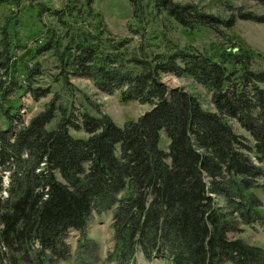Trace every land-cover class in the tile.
<instances>
[{"label":"trees","instance_id":"obj_1","mask_svg":"<svg viewBox=\"0 0 264 264\" xmlns=\"http://www.w3.org/2000/svg\"><path fill=\"white\" fill-rule=\"evenodd\" d=\"M5 1L18 8L38 0ZM126 1L137 26L129 31L142 38L145 26L156 23L195 31L222 24L173 0ZM93 3L70 0L60 9L38 3V18L50 22L41 37H32L40 38L35 57L57 55L52 83L63 89L76 90L70 79H87L104 94L150 109L119 128L106 114L74 111V102L62 103L56 93L24 123L0 89V171L6 175L5 182L0 176V264H97V246L86 231L106 213L118 264H136L140 252L167 264H264L263 248L228 237L264 222V68L254 65L262 56L237 36L224 34L226 46L201 52L163 40L166 31L154 37L164 51L139 44L132 53V37L117 39L100 28ZM241 18L264 23V17ZM20 26L10 16L0 26V68L22 48ZM38 66L23 81L35 101L51 93L32 87ZM165 75L200 85L214 110L183 88L169 90ZM70 231L79 233L74 250Z\"/></svg>","mask_w":264,"mask_h":264},{"label":"rangeland","instance_id":"obj_2","mask_svg":"<svg viewBox=\"0 0 264 264\" xmlns=\"http://www.w3.org/2000/svg\"><path fill=\"white\" fill-rule=\"evenodd\" d=\"M69 1L38 0L22 4V6L20 5L17 8L14 5L8 4L5 0H0V26H3L6 17L9 16L12 17V21L17 19L21 23V26L18 28V36L22 48L16 47L13 53L10 54V59L6 63L7 67L0 68V89H6V104L18 106V111L23 122L28 123L30 119L44 110L47 102H50L57 93L59 94L58 99L62 103L74 102V111L80 109L81 111L88 110L94 115H98L99 113L106 114L119 128H123L125 122L137 120L150 109V106L139 104L138 102H123L120 99L119 93L112 95L104 94L98 91L87 79L82 78L69 80L76 90L63 89L61 84L52 83V75L57 74V55L54 52H50L35 57L36 44L34 40L37 41L40 38L34 39L32 37L34 33L40 34L41 37L45 24L50 22L45 16L38 18V3H43L54 9H60ZM173 2L183 6L189 5L196 11L217 17L222 21V24H220L217 30H212L208 27L209 30L200 28L195 31L183 28L174 22H164L162 26L156 23L155 25L145 26L146 33L144 38H142L132 35L129 31V27L135 29L137 26L132 18L131 7L126 0H94L92 11L101 16L102 24H100V28L105 27L114 38L132 37L130 45V52L132 53L135 52L139 44H142L145 49L148 48L149 51H164V44L158 43L159 39L154 38L157 31H166L163 40L177 43L180 47L192 46L201 52L214 50V45L226 46V41L222 37L226 34L233 37L237 36L248 48L259 53L262 58H254V65L257 70H263L264 23L245 21L242 20L241 16L250 14L257 18L264 17V0H173ZM226 24L230 25V27H227ZM40 43H42V40H40ZM31 54H33V58ZM34 64L39 65V75L34 79L32 87L49 88L51 90V93L46 98H41L39 101H35L31 93L25 91L27 86L23 83L26 73L29 69L34 68ZM161 82L169 90L183 88L195 94L204 109L214 110L210 102V95L190 78L165 75L162 77ZM261 87L264 88V84ZM0 103H2L1 96ZM3 109H5V106ZM2 113L0 112V127L5 126L4 115ZM234 129L236 132L247 136L237 126H234ZM70 133L76 137H87L83 132L75 133L71 131ZM167 144L168 141L164 133H161L160 147L166 150ZM252 161L256 164L254 157H252ZM261 167L264 168V165H261ZM3 174L0 171V176L3 177V182H5L6 175ZM259 196L260 202L264 203V193L259 192ZM110 215L106 213L100 216L101 218H94L86 231V237L97 246L96 254L99 257L97 264H118L117 260H114L115 250L112 241ZM67 237L74 250L79 233L70 231ZM228 237L231 239L238 238L247 244L264 249V222H259L252 227L241 226L237 234H229ZM141 254L140 252L137 255L136 264H167L162 260H147ZM59 264L76 263L70 260Z\"/></svg>","mask_w":264,"mask_h":264}]
</instances>
